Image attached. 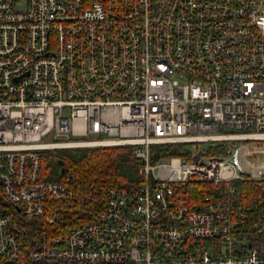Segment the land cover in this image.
<instances>
[{"label":"built area","instance_id":"1","mask_svg":"<svg viewBox=\"0 0 264 264\" xmlns=\"http://www.w3.org/2000/svg\"><path fill=\"white\" fill-rule=\"evenodd\" d=\"M239 139L264 140V0H0V264H264V144ZM167 142L202 152L152 162ZM93 145L138 180L42 178Z\"/></svg>","mask_w":264,"mask_h":264},{"label":"trees","instance_id":"2","mask_svg":"<svg viewBox=\"0 0 264 264\" xmlns=\"http://www.w3.org/2000/svg\"><path fill=\"white\" fill-rule=\"evenodd\" d=\"M221 145H224L221 144ZM220 145H209L206 153L220 152ZM194 149L189 143L167 142L150 146V159L157 161L160 157L177 155L192 159ZM62 160V165L58 163ZM61 166L64 170L61 172ZM137 161L129 145L77 146L72 149H52L43 151L41 156V174L46 180H60L71 183L74 187L95 188L103 191L111 186L129 188L138 180ZM248 184V183H247ZM201 185H195L197 191ZM253 189V183L246 187ZM22 257L15 264H25Z\"/></svg>","mask_w":264,"mask_h":264},{"label":"rangeland","instance_id":"3","mask_svg":"<svg viewBox=\"0 0 264 264\" xmlns=\"http://www.w3.org/2000/svg\"><path fill=\"white\" fill-rule=\"evenodd\" d=\"M97 137L105 138V137H107V135L102 133V134H100ZM61 138H65V136L64 135L60 136V139ZM83 138H84L83 136H71V135H68V139H83ZM225 143L230 147L229 151H230V153H232L234 146L247 143L249 147H252L253 144H261V145L264 144V140L239 139V140H227V141H225ZM198 145H199L198 148L205 149L209 145H216L217 146V145H221V143L220 142H215V143L211 144L210 142H200ZM93 146H95V145H93ZM65 149H72V147H70V148H59V150H65ZM47 150H52V149H46L44 151H47Z\"/></svg>","mask_w":264,"mask_h":264},{"label":"water","instance_id":"4","mask_svg":"<svg viewBox=\"0 0 264 264\" xmlns=\"http://www.w3.org/2000/svg\"><path fill=\"white\" fill-rule=\"evenodd\" d=\"M201 152H202L201 150H198L197 153L194 154V155L192 156V158H193V159H197L198 156H199V154H200ZM58 163H59L60 165H62V160H58ZM63 170H64V167L61 166V172H62Z\"/></svg>","mask_w":264,"mask_h":264}]
</instances>
